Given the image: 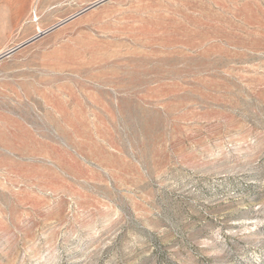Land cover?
Listing matches in <instances>:
<instances>
[{"label":"rangeland","instance_id":"374dc122","mask_svg":"<svg viewBox=\"0 0 264 264\" xmlns=\"http://www.w3.org/2000/svg\"><path fill=\"white\" fill-rule=\"evenodd\" d=\"M33 39L0 264H264V0H0V56Z\"/></svg>","mask_w":264,"mask_h":264},{"label":"water","instance_id":"95a60500","mask_svg":"<svg viewBox=\"0 0 264 264\" xmlns=\"http://www.w3.org/2000/svg\"><path fill=\"white\" fill-rule=\"evenodd\" d=\"M97 5H98V4H95V5H93L92 7H95V6H97ZM92 7H91V8H92ZM34 40H35V39H33V40H31V41L25 43L24 45H21V46L15 48V49H13V50H11V51H9V52L3 54V55H1V56H0V60H1L2 58H4V57H7V56L11 55L13 52H15L16 50L20 49L21 47L26 46V45L32 43Z\"/></svg>","mask_w":264,"mask_h":264},{"label":"bare ground","instance_id":"6f19581e","mask_svg":"<svg viewBox=\"0 0 264 264\" xmlns=\"http://www.w3.org/2000/svg\"><path fill=\"white\" fill-rule=\"evenodd\" d=\"M24 1H26V0H24ZM23 3H24V2H22V4H23ZM17 4H18V3H17ZM18 5H19V4H18ZM16 7H17V6H16ZM18 7H19V6H18ZM21 7H23V5H22ZM18 9H19V8H18ZM22 9H23V8H22ZM22 9H21V10H22ZM12 10H14V9H12ZM23 10H24V9H23ZM23 10H22V11H23ZM16 11H17V10H16ZM13 13H14V12H13ZM13 13H12V14H13ZM17 13H18V12H17ZM13 18H14V17H13Z\"/></svg>","mask_w":264,"mask_h":264}]
</instances>
